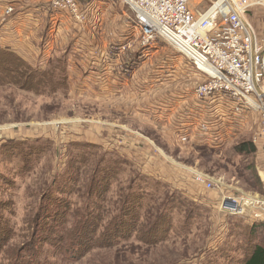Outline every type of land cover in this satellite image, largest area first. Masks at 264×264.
<instances>
[{
    "label": "rangeland",
    "instance_id": "rangeland-1",
    "mask_svg": "<svg viewBox=\"0 0 264 264\" xmlns=\"http://www.w3.org/2000/svg\"><path fill=\"white\" fill-rule=\"evenodd\" d=\"M82 1L84 24L53 11L58 26L46 59L42 46L30 62L0 53L3 73L6 66L24 73L0 81V264H12L13 251L34 240L48 264H246L256 247L264 248V228L256 227L264 223L252 218L251 206L238 217L219 209L226 197H264L260 113L229 124L222 114L230 106L212 100L204 111L191 112V120L177 117L171 128L164 126L154 106H169L178 90L184 95L180 104L189 99L184 76L173 70L179 55L160 41L139 59L142 52L119 51L112 43L97 59L83 47L84 34L91 44L102 45L108 33L114 42L116 28L130 12L117 0H87L91 10ZM92 10L98 19H89ZM249 18L264 39V7L253 8ZM90 22L109 26H103V37L88 32ZM108 60H118L117 66L102 68ZM119 64L131 66L126 70ZM25 67L52 76L40 82L35 74L29 82ZM174 72L170 82L157 80ZM146 92L148 104L141 105ZM139 106H153L155 113L149 117ZM216 123L230 125L233 133L241 128L219 147L201 135ZM243 145L247 152L237 153ZM59 213L64 223L51 224ZM120 222L127 229L117 231ZM81 227L87 231L84 242L71 246ZM119 234L123 238L113 240ZM59 244L80 252L68 255Z\"/></svg>",
    "mask_w": 264,
    "mask_h": 264
},
{
    "label": "built area",
    "instance_id": "built-area-1",
    "mask_svg": "<svg viewBox=\"0 0 264 264\" xmlns=\"http://www.w3.org/2000/svg\"><path fill=\"white\" fill-rule=\"evenodd\" d=\"M117 1L130 12L123 23L129 39L122 45H114V49L133 48L142 52L139 59H146L157 42H164L203 77L202 83L192 90L199 108L191 112L204 111V106L212 100L218 101L219 106H230L229 112L222 114L223 122L229 124L232 119L240 122L245 114L258 112L261 127L257 139L264 142V39L259 38L249 18L253 8L264 7V0ZM86 2L89 9L90 1ZM80 4L82 0H50L52 11L84 24L87 17ZM128 66L131 65L119 64L121 69L128 70ZM161 76L157 80L162 83L175 78L173 74L171 78ZM179 102L177 98L175 105L181 106ZM231 131L230 125L216 123L203 129L201 135L210 145L220 147L235 134ZM203 181L199 177V182ZM248 206L252 207V218L264 223V197L237 201L226 197L219 211L238 217L246 214Z\"/></svg>",
    "mask_w": 264,
    "mask_h": 264
},
{
    "label": "crops",
    "instance_id": "crops-1",
    "mask_svg": "<svg viewBox=\"0 0 264 264\" xmlns=\"http://www.w3.org/2000/svg\"><path fill=\"white\" fill-rule=\"evenodd\" d=\"M24 1V0H23ZM21 0H15L14 2H9L5 0H0V46L3 49L9 50L11 52H14L15 54L19 55L21 59L30 62L29 57H33L34 55H38L39 52L37 51L36 47H44V53L41 56L46 59V57L49 55V53L52 50V40H53V32L55 31L56 27L58 26V18H55L53 15V11L50 6V0H38L34 2L30 7H26L22 5L24 2ZM87 1V0H85ZM91 5V4H90ZM11 7L13 9V14L6 16L5 12L8 10V8ZM26 7V8H25ZM97 14H94L92 11V14L90 15L89 19L92 18L98 19L96 16ZM89 23H86V26ZM108 24V23H107ZM118 25V24H117ZM116 25V27H117ZM103 26H107L106 24L102 25H96L90 22V24L87 26L86 29L91 31V33H97V35H101L103 30ZM70 32H72L73 25H68L66 27ZM117 33L115 40L113 42V39L109 38V33L106 34L105 38L103 40V44L100 45L98 42L92 44L89 42L88 38H86V34H84L83 39L81 42H83V47L85 49L90 50L95 54L97 59L100 57L101 53L107 51V47L111 46V44H117L122 45L126 41H128L129 37L127 32L124 29L123 24L121 26H118ZM39 31H42L40 34ZM110 31V30H108ZM104 34H102V37ZM49 38V41L47 42L46 39ZM75 39V38H73ZM49 57V56H48ZM174 69L175 72H177L179 75H183L184 79V85L187 84V87L184 86L186 93L188 95L186 98L188 100H184L180 105H175V100L179 98L180 96H184L180 93L176 94L174 99L170 101L169 103L172 106H154L156 109L157 115L161 118V120L164 123V126H167L168 128H171V121L175 123L177 121V117L179 118V121L186 116V119L184 120H191L195 117L194 114H190L192 110H196L199 108V106H195V99L192 94V90L196 88L197 85L202 83L203 77L201 74H199L189 63H187L184 59L181 57H176ZM106 64H102L101 67L107 69L111 68L112 66H117L116 63H118V60H108L104 62ZM108 64H111L109 67ZM76 67L73 66V72L74 73H81L80 67L75 69ZM173 73V75L175 74ZM72 77L76 76L72 74ZM79 77V76H78ZM165 88V87H162ZM167 89V88H166ZM99 97H102L101 94L95 90L94 91ZM124 92L120 93L121 95ZM147 92L144 95H141L140 100L141 105L148 104L147 100ZM159 94L157 97L161 98ZM164 97H167V94L162 96V99ZM111 98V97H110ZM145 98V99H144ZM167 103H164L163 105H166ZM141 110H145L147 116L152 117L155 113V110L152 111V107L149 106H139ZM137 112V110H136ZM182 117V118H181Z\"/></svg>",
    "mask_w": 264,
    "mask_h": 264
},
{
    "label": "trees",
    "instance_id": "trees-1",
    "mask_svg": "<svg viewBox=\"0 0 264 264\" xmlns=\"http://www.w3.org/2000/svg\"><path fill=\"white\" fill-rule=\"evenodd\" d=\"M0 53L1 54L3 53L5 55H9V57L15 56V53L13 54L11 52H8V51L2 50V49L0 50ZM15 60L18 63H20V64H24L19 59H15ZM7 62H9V61H7ZM8 64H10V63H8ZM6 67H7V69H6V71L4 73H3L2 69H0V81H2L3 78L5 79L9 75L10 76H15L17 74H22L23 73L22 70L18 71L17 68H14L12 66H10V67L6 66ZM25 68H26L25 70H27V71L29 70L28 73L25 74L26 80H28L29 82L31 81V76L32 75L35 76V74H37V76H38V74L40 75V79H39L40 82H42L46 77L52 76V73L48 72V71L42 74L40 72L30 71V69L28 67H25ZM247 147H248V145H243V146L237 147L236 148V152L240 153V154L244 153V152H247V150H248ZM54 200H57V199L55 198ZM130 207H132V204L127 209H129ZM53 222H55L56 226L57 225L59 226V225L63 224L64 222H63L62 213H59L58 216L53 215L52 219L50 220V223L53 224ZM120 225H123L122 222L119 223V226ZM114 226H115V224L108 229L109 232H111V230L113 229ZM119 226H117L115 228L117 231H120V228H121V230H124V228L127 229V226H123V227L122 226L119 227ZM82 227H83V225H82ZM82 227L80 229H82ZM128 227L132 228L131 226H128ZM256 227L264 228V224L263 225H257ZM86 232L87 231H85L83 229L79 230V232L77 231L76 233H79V238L71 241L70 245L71 246H73V245L74 246H78V245L81 246L80 244H82L84 242V237L87 236ZM84 233H85V235H83ZM9 234H10V232L6 233L5 239L8 238ZM122 235H123V233H122ZM122 235L119 234V236H118L119 238L116 237L113 240L122 239L123 236H124V235L123 236ZM32 237H34V235H32ZM32 240H33V238H32ZM35 244H37V246H38V242H36L34 240L30 244H27L26 247H23L20 251L18 249H15V251H13V253L16 254L17 256H15V255H13L14 257L12 256L14 258L13 261H12V264H48V263H46L45 261H43L41 259V250L34 248ZM71 246H68V245L67 246L66 245L63 246V244H59V247L61 248L62 251H65V252L68 251L69 252L68 255H72V256L77 255V254H75V252H80V250L77 249V248L74 249V250H71V249H69ZM89 248H91V246H89ZM246 264H264V248L259 247V246L256 247L254 252L251 254L249 259L246 261Z\"/></svg>",
    "mask_w": 264,
    "mask_h": 264
}]
</instances>
